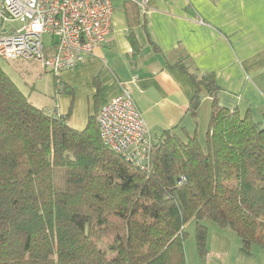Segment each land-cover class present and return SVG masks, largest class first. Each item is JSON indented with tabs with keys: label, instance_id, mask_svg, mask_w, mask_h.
I'll use <instances>...</instances> for the list:
<instances>
[{
	"label": "trees",
	"instance_id": "16d2710c",
	"mask_svg": "<svg viewBox=\"0 0 264 264\" xmlns=\"http://www.w3.org/2000/svg\"><path fill=\"white\" fill-rule=\"evenodd\" d=\"M191 76L192 118L210 98L203 142L163 129L142 170L102 143L97 114L73 128L0 66V264H186L191 216L200 253L204 218L230 227L244 253L264 248V115L219 105L212 76Z\"/></svg>",
	"mask_w": 264,
	"mask_h": 264
},
{
	"label": "crops",
	"instance_id": "0c3cea01",
	"mask_svg": "<svg viewBox=\"0 0 264 264\" xmlns=\"http://www.w3.org/2000/svg\"><path fill=\"white\" fill-rule=\"evenodd\" d=\"M139 2L112 1L106 38L80 65L61 72L66 90L54 86L43 96L44 108L68 113V123L82 129L125 86L154 138L173 126L187 129L206 102L210 107L203 94L191 117L193 74L212 76L219 105L262 119L264 0H150L143 9ZM240 247L217 237L194 264H264V248L252 245L244 253Z\"/></svg>",
	"mask_w": 264,
	"mask_h": 264
},
{
	"label": "built area",
	"instance_id": "2783aa9c",
	"mask_svg": "<svg viewBox=\"0 0 264 264\" xmlns=\"http://www.w3.org/2000/svg\"><path fill=\"white\" fill-rule=\"evenodd\" d=\"M112 1L0 0V58L33 61L59 78L106 38ZM149 1L140 0V7ZM44 35L50 36L46 44ZM96 121L105 146L136 167H147L152 137L127 87L99 108Z\"/></svg>",
	"mask_w": 264,
	"mask_h": 264
},
{
	"label": "rangeland",
	"instance_id": "374dc122",
	"mask_svg": "<svg viewBox=\"0 0 264 264\" xmlns=\"http://www.w3.org/2000/svg\"><path fill=\"white\" fill-rule=\"evenodd\" d=\"M42 40L46 44L50 40V36L44 35ZM0 66L27 97L30 95L31 100L36 105L45 107L46 103L42 102L45 101L43 96L48 92H52L55 86L52 73L42 70L37 63L27 60H3L0 58ZM48 101L50 100L48 99ZM208 103L209 101L205 103L204 110L201 109L199 111V115L193 124H188V122L186 123L187 125L185 124L189 133H192L195 129L198 139L202 142L209 119ZM201 224L206 228V241L203 253H200L197 248L194 216H191L184 224L186 235L183 240V250L186 264L199 263V259L205 258L208 251L215 244L217 237L224 236L232 239L235 243L236 240L241 243L236 233L228 226H219L207 218L202 219Z\"/></svg>",
	"mask_w": 264,
	"mask_h": 264
}]
</instances>
